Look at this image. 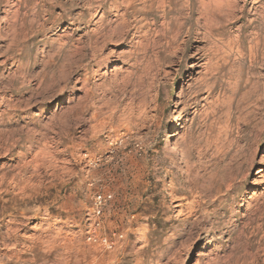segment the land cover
Wrapping results in <instances>:
<instances>
[{
  "label": "rangeland",
  "instance_id": "rangeland-1",
  "mask_svg": "<svg viewBox=\"0 0 264 264\" xmlns=\"http://www.w3.org/2000/svg\"><path fill=\"white\" fill-rule=\"evenodd\" d=\"M261 168L264 0H0V264H264Z\"/></svg>",
  "mask_w": 264,
  "mask_h": 264
},
{
  "label": "bare ground",
  "instance_id": "bare-ground-1",
  "mask_svg": "<svg viewBox=\"0 0 264 264\" xmlns=\"http://www.w3.org/2000/svg\"><path fill=\"white\" fill-rule=\"evenodd\" d=\"M173 141H174V132H173V130H171L169 133H168V137H167V140H166V142H165V145H167V146H171L172 144H173ZM264 171V169L263 168H261L258 172L260 173H262ZM263 174H261L260 176H262ZM24 188H25V186H24ZM22 214V213H21ZM10 228H11V226H10ZM15 237V236H14Z\"/></svg>",
  "mask_w": 264,
  "mask_h": 264
},
{
  "label": "built area",
  "instance_id": "built-area-1",
  "mask_svg": "<svg viewBox=\"0 0 264 264\" xmlns=\"http://www.w3.org/2000/svg\"><path fill=\"white\" fill-rule=\"evenodd\" d=\"M100 198H101V196H100Z\"/></svg>",
  "mask_w": 264,
  "mask_h": 264
}]
</instances>
